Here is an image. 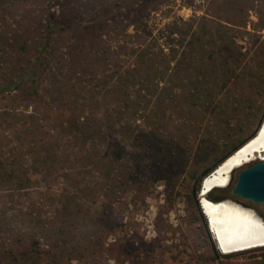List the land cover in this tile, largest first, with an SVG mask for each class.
Segmentation results:
<instances>
[{
  "label": "rangeland",
  "instance_id": "rangeland-1",
  "mask_svg": "<svg viewBox=\"0 0 264 264\" xmlns=\"http://www.w3.org/2000/svg\"><path fill=\"white\" fill-rule=\"evenodd\" d=\"M82 2L64 3L65 12L71 20H84L89 27L84 33L65 29L57 34L48 49V63L42 68L47 73L43 76L41 98L0 97V150L20 146L19 138L26 140L28 124L38 121L47 134L53 123L48 122L52 117L44 114L42 101L49 97L55 106L61 99L69 101V95L75 94L68 95L70 85L77 90L81 86L85 99L89 98L86 104L94 101L99 114L116 109L118 105L110 91L117 73L125 74L139 63L140 50H146L143 56L147 57L160 49L167 54L166 47L175 45V59L167 57L172 60L167 69L160 62L163 79L156 77L159 94L175 86L167 90L168 98L162 104L157 103L159 95L152 98L146 107L152 110L147 109L143 116L129 114L130 134L113 136L108 145L101 146L94 192L98 206L108 216L106 231L112 235L105 247L107 255L114 259L100 264H264V248L221 254L211 233L210 240L205 236L203 223L207 224V220L202 211V217L198 215L193 196L199 177L224 161L235 146L250 140L264 113V0H174L170 9L145 18L144 25L135 27L137 32L128 26L125 17L105 25L92 22L98 2ZM58 10L60 6L55 8ZM43 13L42 0H0L1 62L11 45L16 50L26 44L39 45L45 29ZM191 16L196 18V34L183 38L186 33L181 32L187 30ZM179 34L183 36L177 42L168 39ZM6 40L11 43L5 47ZM198 44L206 46L203 52L194 49L193 56L201 58L199 64L185 56L186 46ZM33 48H27L24 54ZM73 50L78 56H74L70 72L62 65ZM2 64L0 73L14 67ZM55 82L62 87L56 96ZM140 85L136 83V87ZM205 86L214 91V100L208 107L185 94ZM174 94L175 98L169 99ZM73 98L84 102L79 96ZM22 150L30 153L32 147L25 144ZM106 155L113 157L115 167L126 164L132 172L128 185L123 184L124 178L109 176ZM238 172L228 189L209 198L240 199L231 194ZM56 186L51 185L54 194L56 189L65 188L63 182ZM52 197L56 196L49 195V199ZM196 199L199 201L198 194ZM17 202L22 205L29 201L17 197ZM257 206L264 212V204ZM213 248L220 254L216 259L212 258Z\"/></svg>",
  "mask_w": 264,
  "mask_h": 264
},
{
  "label": "trees",
  "instance_id": "trees-1",
  "mask_svg": "<svg viewBox=\"0 0 264 264\" xmlns=\"http://www.w3.org/2000/svg\"><path fill=\"white\" fill-rule=\"evenodd\" d=\"M71 1L98 2L97 11L91 17L92 22L105 25L125 17L128 19V26L137 32L135 27L144 25L145 18L161 9H170L169 5L174 0H42L45 7V13L42 15L45 29L40 34L39 45L32 44L34 48L30 49L31 52L27 55L24 54L25 50H29L32 45L19 46L17 50L11 45L5 50L4 62H1V59L0 63H3L5 68L7 64L14 67L0 73V97L19 95L41 98L43 76L47 73L42 68L48 63V49L57 34L65 29L70 33L79 29L81 33L89 27L84 20L74 21L66 14L64 3ZM57 6L61 8L58 12L55 11ZM195 21V16L187 20V30L181 32L186 33L183 38L196 34ZM182 36L183 34H179L168 39L177 42L178 37ZM6 42L3 45L11 43L10 40ZM40 43L42 47H39ZM166 48L167 54L160 49L158 53L147 57L143 56L147 51L140 50L139 63L136 62L137 64L125 74L117 73L116 82L112 84L110 91L118 105L116 109L109 108L105 114H99L94 101H91L90 105L86 104L89 98L85 99L83 88L80 86L77 90V87L70 85L67 88L68 95L73 92L75 94L69 95L70 100L67 102L61 99L59 107L55 106L49 97L42 101L44 114L52 117L48 122L53 123L47 134L43 132V125L38 121L34 125L28 124L25 130L29 135L27 134L26 140H23L24 137L19 138L20 146L9 148L8 151L3 148L0 150V264H78L82 261L100 264L114 259L106 253V240L112 234L106 231L107 213L98 206L95 198L97 182H93L94 172L99 166L101 146L108 145L113 136L116 138L120 134L127 137L130 134L129 114L143 116L152 98L159 95L156 98L157 103L162 104L163 100L168 98L170 91L167 90L174 89L175 86L170 85V88L159 94L160 88L156 82V77L163 79L161 75H164L158 64L164 62L167 69L172 61L167 57L175 59L178 52L175 45ZM194 49L203 52L206 46L198 44L185 47V56L199 64L201 58L196 54L193 56ZM74 56L76 58L78 55L74 50L70 51L68 59L63 61L65 66L62 67L70 72L73 70L69 66ZM176 66L177 64H173V67ZM205 75L202 76L204 79ZM52 79L55 81V76ZM137 82L141 83L139 87H136ZM54 84L55 96L60 95L62 87H57V84L61 83ZM185 94L193 100L203 102L207 107L214 100V91L206 86ZM75 95L84 102L79 103L73 98ZM174 98L175 94L169 99ZM110 111L114 114H108ZM57 127L60 128L59 132ZM25 144L32 147L30 153L22 150ZM239 147L240 145H237L231 149L227 157ZM105 158L106 168L111 170L109 176H114L115 179L124 178L126 182L123 184L128 185L132 181V172L128 171L126 164L115 167L113 157L106 155ZM73 162L78 166H74ZM221 163L215 164L199 177L194 188V202L200 217L202 214L196 196L201 181ZM62 182L65 188L56 189L57 193L54 194L51 185L56 184L58 187ZM219 191L213 190L209 195H216ZM49 195L56 197L51 200ZM17 197H23L29 202L18 204ZM14 202L15 206L12 205ZM203 229L206 238L210 240L205 221ZM219 255L213 248L212 258L216 259Z\"/></svg>",
  "mask_w": 264,
  "mask_h": 264
},
{
  "label": "bare ground",
  "instance_id": "bare-ground-1",
  "mask_svg": "<svg viewBox=\"0 0 264 264\" xmlns=\"http://www.w3.org/2000/svg\"><path fill=\"white\" fill-rule=\"evenodd\" d=\"M252 160H264V119L255 136L204 177L200 184L199 206L221 254L264 248L262 217L232 203H214L206 198L212 188L226 184L231 169Z\"/></svg>",
  "mask_w": 264,
  "mask_h": 264
},
{
  "label": "water",
  "instance_id": "water-1",
  "mask_svg": "<svg viewBox=\"0 0 264 264\" xmlns=\"http://www.w3.org/2000/svg\"><path fill=\"white\" fill-rule=\"evenodd\" d=\"M264 119V113L262 115V118L260 119L258 126L254 132L255 134L258 132L262 121ZM243 145V144H242ZM237 150V149H236ZM227 158V157H226ZM238 172V175L236 177V182L234 187L231 190V194L235 197H239L242 200L250 201L254 204H264V160H252L249 162H246L244 164H241L233 169H231L227 175L226 184L224 186H219L212 188L209 192L213 190H225L228 189L233 182L234 179V173ZM209 194L207 195V199L210 202H229L234 205L240 206L241 205L235 201L228 199L226 197H213L209 198ZM200 195V189L198 192V197ZM199 203V201H198ZM263 222H264V218Z\"/></svg>",
  "mask_w": 264,
  "mask_h": 264
},
{
  "label": "flooded vegetation",
  "instance_id": "flooded-vegetation-1",
  "mask_svg": "<svg viewBox=\"0 0 264 264\" xmlns=\"http://www.w3.org/2000/svg\"><path fill=\"white\" fill-rule=\"evenodd\" d=\"M223 197H226L228 199H232V200L237 201L241 205L242 208L247 209V210H250V211L254 212L257 216L264 218V212H262L259 209V207L257 206V204H254V203H252L250 201H247V200L234 199V198L229 197V196H223Z\"/></svg>",
  "mask_w": 264,
  "mask_h": 264
}]
</instances>
